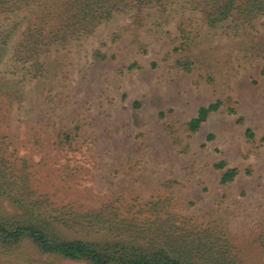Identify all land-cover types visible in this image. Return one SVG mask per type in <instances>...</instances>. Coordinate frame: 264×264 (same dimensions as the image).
Segmentation results:
<instances>
[{"label":"rangeland","instance_id":"rangeland-1","mask_svg":"<svg viewBox=\"0 0 264 264\" xmlns=\"http://www.w3.org/2000/svg\"><path fill=\"white\" fill-rule=\"evenodd\" d=\"M1 2L0 148L39 194L82 212L169 202L190 230L219 231L241 263L264 264V17L212 27L190 0H171L116 10L81 35L62 28L71 0ZM31 26L62 37L21 63ZM230 168L240 174L223 184ZM21 252L0 250V264H85Z\"/></svg>","mask_w":264,"mask_h":264},{"label":"trees","instance_id":"trees-1","mask_svg":"<svg viewBox=\"0 0 264 264\" xmlns=\"http://www.w3.org/2000/svg\"><path fill=\"white\" fill-rule=\"evenodd\" d=\"M169 3L171 0H71L68 13L74 14L62 28H73L69 33L84 35L92 32L98 22L111 19L116 10L163 9ZM190 3L202 11L206 23L212 27L226 21L237 27L245 26L264 17V0H190ZM57 31L49 32V37L44 29L31 26L14 51L16 61L37 59L43 43H53L62 37V30ZM179 64L190 69L188 63ZM220 107L221 102L201 107L198 116L191 120L190 129L198 131ZM247 135L255 137L251 129ZM215 167L224 170L226 163L220 162ZM239 174L238 168L226 170L222 183L234 182ZM2 201L11 207L9 211L5 208V216L0 214V250L9 259L20 256L25 247L45 256L85 264H246L233 252L235 248L229 240L221 237L225 234L214 229L201 233L190 230L188 221L170 211L169 202L131 206L125 211L114 204L86 212L71 205L60 207L50 196L39 194L27 169L17 170L0 148ZM163 213L168 217L160 216ZM260 240L264 248V236Z\"/></svg>","mask_w":264,"mask_h":264}]
</instances>
